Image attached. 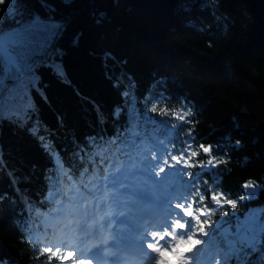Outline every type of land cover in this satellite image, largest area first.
Instances as JSON below:
<instances>
[{"label": "trees", "instance_id": "trees-1", "mask_svg": "<svg viewBox=\"0 0 264 264\" xmlns=\"http://www.w3.org/2000/svg\"><path fill=\"white\" fill-rule=\"evenodd\" d=\"M8 1L21 19L8 25L0 0L15 60L0 57V260L47 261L61 235L45 214L141 162L183 205L199 200L184 230L201 241L193 249L223 264L249 220L259 243L248 264H264V0ZM185 109L177 127L171 113ZM189 142L225 163L184 167ZM210 195L223 199L209 208Z\"/></svg>", "mask_w": 264, "mask_h": 264}, {"label": "snow or ice", "instance_id": "snow-or-ice-1", "mask_svg": "<svg viewBox=\"0 0 264 264\" xmlns=\"http://www.w3.org/2000/svg\"><path fill=\"white\" fill-rule=\"evenodd\" d=\"M8 0H3V5L7 4ZM107 59H111L110 54H105ZM0 57L3 58V67L7 68L10 64L14 63V55L9 52V46H6L2 41H0ZM123 63V62H121ZM54 74L61 78L63 76L62 69L57 71L55 69L52 70ZM130 102V101H129ZM150 103V102H149ZM156 108L153 106V111ZM161 111H166V109H161ZM113 115H116L114 111ZM193 113L190 110L185 109L184 111L177 113L172 112L171 116L174 120H179L180 124L177 127H182V125L186 122H190L189 118L192 117ZM102 118V113L98 115L99 119ZM189 137H191L192 133L189 132ZM192 143L189 142L187 144V151L184 153L183 157V166L184 167H197L201 169H209L217 167L220 163H225L224 160H217L212 155V147L205 146L204 144L199 145V152L191 150ZM200 153H203L207 159L199 160L198 156ZM196 161V163H193ZM180 163V160L176 161ZM2 167V166H0ZM194 177H198L202 175V173H193L191 174ZM245 187L247 188H255L257 187L251 181H249ZM201 193L205 196H208V192L204 189H201ZM251 195H255V193H251ZM222 200V197H213L210 195V201L207 203L209 208L212 207V200ZM199 208V200L197 199L195 203H191L189 206L178 205V211L176 212L177 223L175 225L167 224L165 227L168 231L158 230L154 232L153 239L149 243V247L152 250V253L156 254L153 257L157 261V264H171V262L166 259L168 256L175 257V264H186L185 257L187 253L180 252V248H187L188 253L193 251L194 245H199L201 241L199 239L194 238V236H190L187 232L192 231V217L194 212ZM195 210V211H194ZM198 215H207L206 212L201 210ZM258 213L253 214V218L257 217ZM187 218L185 220L184 218ZM187 229V232L184 230ZM178 230V231H177ZM172 240L176 241L175 243L169 244L167 241ZM259 243V238L254 228V225L246 220L243 224L240 225V228L237 233V239L231 241L226 249V253L224 256L223 264H248V256L251 253L255 252L256 245ZM38 251H41L38 249ZM43 255L47 256V261L42 262V264H52L53 261H56L57 264H72L74 259H79L78 255H69L71 250H65L60 245L46 246L41 251ZM158 257V258H157ZM0 264H8L6 260H0Z\"/></svg>", "mask_w": 264, "mask_h": 264}, {"label": "rangeland", "instance_id": "rangeland-1", "mask_svg": "<svg viewBox=\"0 0 264 264\" xmlns=\"http://www.w3.org/2000/svg\"><path fill=\"white\" fill-rule=\"evenodd\" d=\"M8 6V12L10 14L8 25L15 26L19 23L21 15L14 11L13 7L10 6L9 1L7 2ZM0 41H2L5 45V36H0ZM124 191L123 195L127 197L126 200H121L117 197L118 190ZM107 188V190H106ZM96 189V192L94 195L99 198V200H103V196L106 197L111 203L110 208H118L122 206L124 203L125 205L129 206L128 209H126V212H123V215L128 214L129 217L133 219H140V213L141 210H144V212L151 213V217L156 216V211L154 210L153 204H150L146 206L144 209H138V198H134V196L139 195L140 193L147 192L151 195H153L154 202H157V196L159 193L163 192L169 196V202L167 203V206H162L161 211L164 212L163 214L165 217L163 218V222L159 224V227H162L163 231H168V229L165 227L167 224L175 225V220L173 216V209L178 208V205H183L180 202V196H179V189L177 187H174L172 189H168L164 184H160L156 177L152 175L151 169L146 167L141 162H127L125 165L118 167V168H110L109 172L105 178V181L101 182L98 181L97 185L93 188ZM73 198L69 200L68 202L60 204V207H58V211L54 214H45L44 220L45 223L48 225H55L60 229V234L62 235L59 238V243L63 249L65 250H71L69 255H77L79 254L78 249L74 250L73 248H70L71 245L67 246V235H69V232H72V230H77V227L79 225H76V227H72L71 230H69L66 226H60L59 222H61L62 218L65 216V213L67 212L66 209H71L74 211H81L87 210L84 208V197L79 193L78 190L73 189ZM114 201V202H113ZM83 202V203H80ZM80 203V204H79ZM103 203L99 204V207H102ZM70 206V207H69ZM127 208V207H126ZM147 208V209H146ZM80 209V210H79ZM119 209V208H118ZM113 212V210H112ZM111 212V213H112ZM121 212V211H120ZM112 218L111 214H109ZM104 218L106 215L104 214ZM103 217L99 219V224L102 223ZM151 218V219H152ZM106 219V218H105ZM104 219V220H105ZM146 222H150L147 217L143 218ZM106 221V220H105ZM71 224L72 221H70ZM94 222L87 223L88 225L93 224ZM78 224V223H76ZM169 244L175 243L176 241L168 240ZM180 252L187 253L186 255V264H216L214 261L207 260V256L200 254L196 249H193L191 253H188V250H185V248H180ZM79 256V255H78ZM81 257V256H79ZM79 259H82L79 258ZM171 263H175V257L168 256L166 257ZM72 264H76L73 263ZM157 264V262H155Z\"/></svg>", "mask_w": 264, "mask_h": 264}, {"label": "bare ground", "instance_id": "bare-ground-1", "mask_svg": "<svg viewBox=\"0 0 264 264\" xmlns=\"http://www.w3.org/2000/svg\"><path fill=\"white\" fill-rule=\"evenodd\" d=\"M81 203V202H80ZM79 203V204H80ZM70 207V206H69ZM120 208V211H118V214L119 213H123V212H125L124 211V209L123 208H125V210L127 209L125 206H120L119 207ZM147 209V208H146ZM80 210V209H79ZM119 210V209H118ZM82 212V211H81ZM66 214V213H65ZM127 217H128V215H126ZM115 219L116 220H119V223H120V220L121 221H126V219L124 218V216L123 215H121L120 217H115ZM106 221H108L109 222V224L111 225V223H112V220H110V219H105ZM81 222L82 223H88V221H84V220H81ZM91 223V222H90ZM100 225H102V223L100 224ZM117 227L119 226V225H116ZM83 228H85V229H89L90 227L89 226H84ZM98 236H100V237H102L103 235H102V233H99L98 234ZM71 243H72V241L70 240V239H67V241H66V244H67V246H69V245H71ZM75 245L76 244H74V245H71V247L70 248H73L74 250L75 249H77V247H75ZM77 255H79L78 253H77ZM73 263H76V264H86V260L82 257V259H74L73 261H72Z\"/></svg>", "mask_w": 264, "mask_h": 264}]
</instances>
